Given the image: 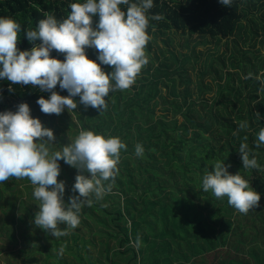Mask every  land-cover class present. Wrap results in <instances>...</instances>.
<instances>
[{
	"label": "trees",
	"instance_id": "16d2710c",
	"mask_svg": "<svg viewBox=\"0 0 264 264\" xmlns=\"http://www.w3.org/2000/svg\"><path fill=\"white\" fill-rule=\"evenodd\" d=\"M83 2L0 0V18L8 17L20 24L17 48L30 51L33 44L27 40L25 31L34 30L44 18V12H51L62 20L69 14L70 4ZM153 4L148 15L161 14L165 19L149 20L150 37L181 33L211 39L215 43L213 51L201 63L193 89L191 81L184 77L192 56L182 55L179 60L172 54L171 73L161 74L154 69L151 87L145 85L148 78L144 77L137 78L128 90L110 92L105 97L107 109L102 113L91 107L85 109L78 96L72 97L81 112L76 115L80 129L119 137L127 150L121 151L119 174L111 193L82 210L81 229L66 235L65 239L44 234L48 247L40 246L38 240L31 245V250L22 249L21 264L28 259L32 261L37 254L45 258L46 264L48 261L51 264H264V144L255 147L258 132L264 128V53L255 48L258 32L264 38V0H233L231 8L218 0H153ZM120 7L126 11L127 6ZM98 20V15L92 17L94 30ZM235 37L242 47L235 40L229 47V40ZM222 41L224 51L216 57L217 64L213 60L207 65L209 56H214ZM39 44L37 41L36 46ZM261 45L264 49V39ZM85 52L106 74L112 71L110 66L100 64L96 49L86 48ZM192 55L196 62L194 51ZM50 58L63 62L65 56L53 50ZM149 70L141 72L149 73ZM249 72L253 78L243 79ZM175 74L178 84L187 85L183 89H178L177 84L169 86ZM206 75H211V82H203ZM161 77L173 99L159 96L156 86ZM54 91L68 96L59 84ZM50 94L35 86L13 85L0 79V113L16 112L20 104H27L31 118L50 127L67 111L59 116L42 113L36 101L41 97L47 99ZM157 107L161 109L158 115ZM241 121H247L249 127L234 136ZM245 136L251 154L260 165L257 169H243L238 150ZM137 143L144 148L143 157L135 155ZM216 159L231 165L230 174L240 173L249 181L250 187L260 195L259 207L244 215L230 207L226 197L218 200L202 190V176L206 170H212ZM21 180L31 184L27 178ZM68 194L65 190L63 198ZM71 195L78 193L71 191ZM7 202L6 210L14 218L16 199L9 196ZM18 205L23 207V213L15 219L19 236L23 238L29 229L26 218L30 211L21 203ZM59 227L63 230L65 226ZM82 228L100 239L97 257H92L88 249L94 246L93 239L83 238ZM1 234L6 237V245H17L15 229L4 220H0V237ZM137 234L141 236L139 249L134 246ZM61 247L64 248L62 256L58 255Z\"/></svg>",
	"mask_w": 264,
	"mask_h": 264
},
{
	"label": "clouds",
	"instance_id": "9594fccd",
	"mask_svg": "<svg viewBox=\"0 0 264 264\" xmlns=\"http://www.w3.org/2000/svg\"><path fill=\"white\" fill-rule=\"evenodd\" d=\"M218 2L228 8L233 4V0ZM121 5L127 6L126 11L121 10ZM153 7V0H85L70 4V12L62 20L51 12H44L35 29L25 31L27 40L33 44L30 51L17 48L20 24L8 17L0 18V79L50 92L47 99L41 97L36 101L44 114L59 116L65 109L72 112L77 108L72 97L77 96L85 109L91 107L102 113L107 109L105 97L110 92L130 89L149 63L145 51L151 40L147 34L149 20L165 19L161 14L149 16ZM96 15L99 20L94 30L92 17ZM86 48L96 49L100 64L110 66L112 71L106 74L100 65L88 59ZM53 50L64 54L63 62L50 58ZM252 78L251 72L243 76L245 80ZM57 84L68 92L67 97L54 91ZM255 115L260 118L259 113ZM248 127L247 121H241L233 135ZM247 139L243 137L238 150L243 169H257L260 165L251 154ZM54 140L52 130L44 127L39 119L31 118L27 104H20L16 112L0 113V182L11 177L27 178L34 186L33 197L39 201L34 225L60 238L79 225L85 207H91L111 193L119 174L121 151H126L127 146L119 137H105L83 129L59 150H53ZM262 144L264 128L258 132L255 147ZM135 155L143 157L142 144L135 145ZM60 160L78 173L71 189L78 195L70 196L67 204L63 199L64 182L57 180ZM229 167L224 160H214L212 170H206L202 176V190L218 200L226 197L230 207L247 215L259 207L260 195L240 173L230 174ZM59 225H64V229ZM134 246L141 247L140 234ZM63 252L61 247L58 255L62 256Z\"/></svg>",
	"mask_w": 264,
	"mask_h": 264
},
{
	"label": "rangeland",
	"instance_id": "374dc122",
	"mask_svg": "<svg viewBox=\"0 0 264 264\" xmlns=\"http://www.w3.org/2000/svg\"><path fill=\"white\" fill-rule=\"evenodd\" d=\"M254 13L258 15L257 12H254ZM258 33L260 35L256 39L255 48L258 51H261L262 53H264V49L261 45V40H263L264 38L262 37L261 32H258ZM232 40L237 41L240 47H242V45L240 44V40L237 37L229 40V43H230L229 47H231L232 45ZM201 41H204V44H201ZM148 43L150 45V48H147L146 46L145 51H146V55L148 56L149 63L146 66H144L142 70H147L148 68H150V70H149V73L141 72L137 78L138 79H141V78L143 79L144 77L148 78L147 81L145 82V85L148 87H151V85L154 83V80H155L151 78L153 77L152 73H154V69L158 70V72L161 74L164 73L165 71H168L171 73L172 70L174 69L171 65V62H172L171 55L172 54H174L179 60H181L182 55L192 56V60H190L191 62L189 63V65H186V73L184 75L185 79L191 81V89L194 88V84L197 79V76H196L197 72L201 69V65L204 63V60L207 57V54L210 51H213L212 49L214 48V44H215L214 41L211 39H200L197 36L188 37L187 35H181V33H176V34L169 33L166 35L158 34L156 36L151 37V40ZM223 44H224V41L220 43V48L219 50H217V52L213 54L214 56H209L210 59H208L207 65L209 63H212L211 61L213 60H214L213 63L217 64V61L215 59L217 56L221 54L222 51H224V50H221L222 48H224ZM192 51H194V55L197 60L196 62H194ZM228 54L229 53L226 52L225 55L228 56ZM192 65H194V68H192ZM210 76L211 75H206L205 78L203 79V82L205 83L211 82ZM171 78H172L171 83H169L170 87H172V84H177L176 87L178 89H183V87L187 86L186 84L183 85V83L178 84L179 80L177 79L178 76H176V74L172 75ZM162 79L163 77H161V79L157 81L159 83L156 86L159 96L164 95V96H167L168 100L173 99V96H170L169 94L170 93L169 89L163 86ZM138 84H141V83L139 82ZM118 92H123V91H118ZM128 97H130V95ZM152 103L153 102H151V104ZM155 111H156V115L160 114L161 113L160 107H157ZM77 113L78 114L81 113L79 109L72 110V112H69L67 110L66 115L57 119L55 122L51 124L50 127H47L48 129L53 131V134L55 137V140L53 141V150H59L60 147L67 146L78 135V132L81 129L76 119ZM58 163L60 165V174L57 177V180L63 181L65 185V190L69 192V194L65 196V198H63L65 204H67L69 197L72 196L70 190L73 184L75 183V176L78 173L76 169L65 164L63 160L58 161ZM33 190H34V186L32 184L30 185L24 184L22 183L21 179H16L14 177L9 178V180L5 182H0V198H1L0 203L2 204L0 206V220H4L5 224L15 229V238H16V244H17L15 247L13 244H11V246L6 245L7 244L6 237L4 236V234H1L0 264H21L22 263L21 260L23 256L21 257L20 251L22 249L26 251L31 250V245L37 243L38 240H39L40 246L45 245L46 247H48L49 245V242L45 240L44 238V234H48V233H46L44 230L34 225V217L38 211L39 201H37L33 197ZM9 196L10 197L12 196L14 199H16L17 209H15L14 218L11 217L13 213L11 211L6 210L7 205H8L7 200L9 199ZM19 203H21L27 210L30 211V212H27L29 216L28 218H26V222H28L29 224V229L26 230L27 236L23 238L19 236L20 230L18 229V223L16 221L17 219H15L17 215H19L22 212L21 209L23 207L19 206L18 205ZM3 213H6V216H4ZM80 226L81 225L79 224L75 229H69L68 234L75 232L77 229H81ZM82 232L84 234L83 238H85L86 240L93 239L94 246L93 247L88 246V249L92 253L93 255L92 257H97L98 256L97 249L99 248L98 242L100 239L87 234L85 230H83V228H82ZM62 237L65 239V236H62ZM25 238L27 239V242ZM4 244L6 245L5 248H4ZM50 245H51V241H50ZM11 253L14 254L13 258L15 257V255L18 256V258L16 259L17 261L13 260ZM33 257L34 259H32V261L28 259V261L25 264H32V262L34 264H46V260L43 256L41 257L40 255L37 254V255H33ZM69 260H71L70 257H69ZM51 263L52 262L48 261L47 264H51Z\"/></svg>",
	"mask_w": 264,
	"mask_h": 264
}]
</instances>
